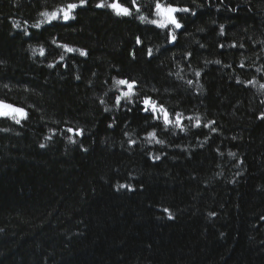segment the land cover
<instances>
[{
    "label": "trees",
    "instance_id": "1",
    "mask_svg": "<svg viewBox=\"0 0 264 264\" xmlns=\"http://www.w3.org/2000/svg\"><path fill=\"white\" fill-rule=\"evenodd\" d=\"M101 2L0 0V264H264V0Z\"/></svg>",
    "mask_w": 264,
    "mask_h": 264
},
{
    "label": "snow or ice",
    "instance_id": "2",
    "mask_svg": "<svg viewBox=\"0 0 264 264\" xmlns=\"http://www.w3.org/2000/svg\"><path fill=\"white\" fill-rule=\"evenodd\" d=\"M86 4H87V0H80L79 4L68 3L66 5V7L60 8L58 12H52L51 13V19H56L60 15V13H63V19L65 21H67L69 19H72V18H74V16H72L71 14L78 7H84ZM107 6L110 7L117 16H120V15H124V16L131 15L129 7H124L120 3H111V4L107 5ZM132 6L133 7L135 6V0H132ZM96 7L97 8H104L105 7V3L103 2V0H102L101 3H98L96 5ZM137 11H138V9H137ZM155 11H156V13L159 16L162 17V22L158 25L160 28H166L168 25H173L175 27V29H180L183 26L177 20L175 13H177V12L189 13L190 9L187 8V7L179 8V7L174 6L171 3L162 4L160 2V0H157V3L155 4ZM191 14L195 15L194 12H192ZM41 15L45 16V17H49V13L48 12H42ZM140 19L143 21L145 18L143 16H141ZM151 23H156V21H151ZM19 26L20 25H19L18 22H14V27L19 28ZM33 27L39 28L40 24L37 23V24L33 25ZM25 34H28V33H25ZM221 34H223V29L222 28H221ZM175 39H176V36L174 34H171V41L174 42ZM137 42L139 43V38H138ZM53 43H56V42L53 41ZM64 47H66V46H64ZM67 51L68 52H72L73 49L67 48ZM33 52L35 54L36 50L34 49ZM39 53H40V55L43 56L44 55V49L43 48L39 49ZM86 54H87L86 52L80 51V55L81 56H85ZM149 55H151V50H149ZM61 59H63V57H61ZM215 63L219 64L220 61L217 60V61H215ZM52 66H54V65H50V67H52ZM196 75L199 76L200 73L197 72ZM189 83H191V82L189 81ZM116 84L117 85H123V86H125L128 89L126 92H123L121 94V97L117 98V104L120 103V99L121 98H127L128 102H131V97L136 95V93L134 92V89L137 87L136 81L132 80L130 82L129 80H118V81H116ZM260 87H261V89H264V85H261ZM102 103H103V101H102ZM144 105H145V109H144L145 111H147L148 106H151L153 109H155V107H156L155 103L151 100V98H146L144 100ZM105 111H108V109H105ZM160 111L164 113V123L166 125L170 124L171 121L169 120V114L167 113V111L163 107L160 108ZM10 113H16V114H18L21 117H26V115H27V113L22 108L14 107L13 105L5 103L4 101L0 100V116H7ZM261 118H264V117H261ZM189 119H191V118L189 117ZM16 123L19 124L20 120L17 119ZM181 124H182V121L179 118V114H178V118L176 120V126H180ZM197 126H199V119L198 118H197ZM213 131H215V129H213ZM67 132L72 133L73 129L72 128H68ZM82 133H83V129H80V130H77L75 132V135L80 136V135H82ZM69 139H71V138H69ZM151 139H155V133L151 134ZM71 142L72 143H76L75 140H71ZM156 142L157 143H162V141H159V140H157ZM41 147H44V145H41ZM229 155L234 157L235 153H229ZM156 159H159V157H157ZM119 187L120 188H125V187H129V186L122 184ZM129 190H131L130 187H129ZM164 211L167 212L168 210L165 209ZM169 218H171L170 215H169Z\"/></svg>",
    "mask_w": 264,
    "mask_h": 264
}]
</instances>
